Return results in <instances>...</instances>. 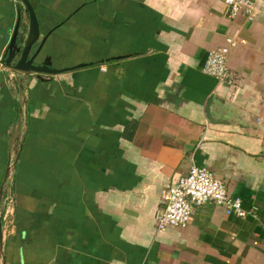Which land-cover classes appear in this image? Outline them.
<instances>
[{
  "label": "crops",
  "instance_id": "1",
  "mask_svg": "<svg viewBox=\"0 0 264 264\" xmlns=\"http://www.w3.org/2000/svg\"><path fill=\"white\" fill-rule=\"evenodd\" d=\"M28 1L59 71L4 65L27 15L0 0V264H264V0L252 20L223 0ZM227 37L229 84L202 71ZM191 164L252 213L205 203L156 230Z\"/></svg>",
  "mask_w": 264,
  "mask_h": 264
},
{
  "label": "built area",
  "instance_id": "2",
  "mask_svg": "<svg viewBox=\"0 0 264 264\" xmlns=\"http://www.w3.org/2000/svg\"><path fill=\"white\" fill-rule=\"evenodd\" d=\"M228 7L229 15L239 12L247 20L254 15V0H223ZM236 44L232 37L225 38L222 50L209 51L202 65V71L217 82L231 83L227 67L229 49ZM161 205L154 212L156 230L167 227L183 228L193 209L205 203L223 207L237 216L252 213L241 206V200L231 195L223 183L212 172L201 165L191 164L186 173L179 175L174 182L161 191Z\"/></svg>",
  "mask_w": 264,
  "mask_h": 264
},
{
  "label": "water",
  "instance_id": "3",
  "mask_svg": "<svg viewBox=\"0 0 264 264\" xmlns=\"http://www.w3.org/2000/svg\"><path fill=\"white\" fill-rule=\"evenodd\" d=\"M20 2L22 3L24 12L27 15L26 34L22 35L21 31H19L18 28L20 23L19 18H17L4 51V65L9 67L11 72L17 76H28L34 74L35 77H38L41 73L51 74L58 72V69L50 66L48 56L41 59L39 58L40 49L45 37L38 40V23L30 2L28 0H20ZM21 79L22 78L20 77V80Z\"/></svg>",
  "mask_w": 264,
  "mask_h": 264
}]
</instances>
